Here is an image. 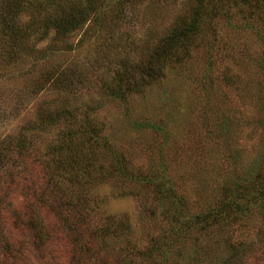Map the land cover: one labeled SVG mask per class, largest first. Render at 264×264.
Wrapping results in <instances>:
<instances>
[{"label":"rangeland","instance_id":"obj_1","mask_svg":"<svg viewBox=\"0 0 264 264\" xmlns=\"http://www.w3.org/2000/svg\"><path fill=\"white\" fill-rule=\"evenodd\" d=\"M233 6L206 25L190 54L166 63L161 79L123 102L108 88L123 87L129 52L131 63L142 59L157 37L189 14L188 0H143L132 10L127 6L119 22L104 8L94 23L101 21L107 32L87 23L35 69L23 54L26 46L14 61L3 57L0 45V149L11 158L6 165L0 161L3 264L17 263L7 249L18 242L31 264H264V201L240 218L230 211L214 214L234 200L230 180L249 178L247 169L255 162L264 175V72L258 69L264 61V17L252 22L241 16L232 27L233 12L246 14ZM223 12L228 17H220ZM30 15H19L24 29ZM40 38L32 37L34 48L51 49L53 37ZM64 109H71L70 117ZM63 110L57 125L34 131L37 111ZM212 111L213 121L207 119ZM219 117L229 118L235 166V157L211 156L210 149L223 147L214 125ZM146 124L160 128L155 133ZM77 128L82 144L63 149L65 136ZM17 140L27 146L24 156L16 153ZM76 149L82 164L73 169ZM37 165L44 179L36 187L44 199L41 210H29V197L6 174L17 168L32 179ZM158 182L181 198V215L160 198ZM208 212L214 214L210 226L193 228L190 223ZM38 226L41 235L34 238Z\"/></svg>","mask_w":264,"mask_h":264},{"label":"trees","instance_id":"obj_2","mask_svg":"<svg viewBox=\"0 0 264 264\" xmlns=\"http://www.w3.org/2000/svg\"><path fill=\"white\" fill-rule=\"evenodd\" d=\"M142 2L143 0H0V45L2 49L4 48V53H6L3 57L8 60L12 59L16 61L20 56L19 52L21 48L23 50L26 46L27 50L25 53L23 51V54L28 60L27 63L31 64L30 68L35 69L39 63V59L46 58L50 52H60L61 49L58 47V43L69 39L71 34L83 28L87 23H93V26H96L99 30L107 32L109 29L104 27L101 21L99 23H94L101 20L99 16L103 15L101 12L102 9L110 7L108 9L116 13L118 16L117 22H119V20L126 18L125 16L128 13L127 6L132 10L134 6ZM233 2H235V7L238 8L241 13L242 9H245L246 14L241 15L237 13L236 16L235 12H233L234 14L229 16L232 27L240 23L239 20L242 19L241 16L244 18L247 17L246 20L252 22L260 18V16L264 17V0H188V3L192 6L190 7L189 14L174 21L162 36L157 37V41L146 49L142 59L135 63H131V51L129 52L128 59L130 60L125 62L126 69L124 70L128 78L122 83L123 87L119 86L115 89L108 88L110 96L123 102L126 101L132 93L144 92L145 88L149 87L152 81L159 78L161 79V77L165 75V72L163 73L161 70L162 67L164 69L166 63L171 62L174 58L180 60L185 54H190V51L194 50V41L198 40L199 35L200 38L204 35L206 25H213L218 12L225 11L227 8L235 9ZM21 12H29L31 14V19L28 20V25L25 29L22 27L23 25L21 26V23L17 22ZM225 16H227L226 12L220 15V17ZM111 22L114 23L116 20H111ZM110 26L116 27L118 24H110ZM214 32L215 31L212 30V34ZM35 35H40L41 41L53 37L51 40L52 45L49 46L51 49L44 48L42 52L35 49L36 43L31 41L32 37ZM209 50H212V47L209 46ZM258 69L264 72V61L259 63ZM32 71L33 70H30L31 74H33ZM64 110L66 111V115L70 117L71 109ZM64 110L61 112L46 111L47 113L37 111L36 117H38V123L33 125L35 126L34 131H44L47 128L57 125L59 121L64 119ZM214 115H216V113L212 111L211 116L207 119L213 121L212 117ZM228 119L227 117H219L217 121H215L214 125L215 127L217 125L216 130L220 134L219 140L223 147L222 149H210V152L213 159L218 157L223 159L224 157L225 159L231 160L232 157H235L233 162L235 166L237 164V150L231 149L228 143V141H231V136L227 135L230 131ZM143 127L149 128L155 133L158 132L160 128L159 125L154 126L153 124H146ZM77 130L78 131L71 132L65 136L63 149L77 148L82 144L84 134L79 131L78 128ZM91 133L97 137L94 131ZM90 138H92V140L94 139L92 135ZM16 142L15 148H17V155L20 157L24 156L22 153L24 154V150L27 146H24L22 140H17ZM224 150L225 152H223ZM80 151L81 149H76V154L71 153L78 158V161L71 164L75 166L73 169L82 164L81 160H79L80 155L78 154ZM11 153L13 154V149ZM7 155H9L8 151L0 149V161L5 163V165L11 160V158H8L10 156ZM18 156L15 157L16 160L19 159ZM7 158L8 160H6ZM117 162L121 163V160ZM68 163L70 164V162ZM256 166H259L258 162H255L253 167L247 169V172L251 173L249 178H247L246 175L247 181L249 182L247 189L249 190L247 191L246 188H243L246 178L238 182L230 180L231 185L229 188L234 200H230L228 203L222 205V207L219 208V213L215 211L214 214L228 215V211H230V214L234 213L236 218H240L250 214L252 209L260 208V203L264 201V175H262V171L257 172L258 168ZM86 167L89 175L92 165ZM44 168L49 172L46 167ZM36 169V174L32 179H38V181L35 180L33 182H31L32 179L26 175L24 176L17 168H13L10 173L6 174L9 183L19 188L20 192L21 190L24 191V197H29L31 205L29 210L33 208L41 210V204L44 199V191H38L36 187L40 186L39 184H41L44 177L40 175V165H37ZM247 172L245 171L246 174ZM55 182L52 184L53 189ZM157 186L160 198H163L164 202L170 204L174 213L181 215V213H183L181 198L169 191L170 186L167 183L158 182ZM244 190L247 195H250L251 191H258L259 195L242 198L241 195L238 194ZM3 199L2 195H0V205ZM54 212L56 213V211ZM54 212L52 213L53 215ZM214 214H211V212L199 214L200 216L190 224L193 228H196V230L203 231L210 226L209 220L214 217ZM36 230L37 231L34 232V238L41 235L42 227L39 228L38 226ZM179 235L182 238L185 237L184 235ZM22 246L23 243L18 242L7 250H9V252L14 251L13 257L17 260V263L14 264H31L26 262L28 258L24 257L25 249L22 248ZM2 262L3 260L0 258V264H3Z\"/></svg>","mask_w":264,"mask_h":264}]
</instances>
